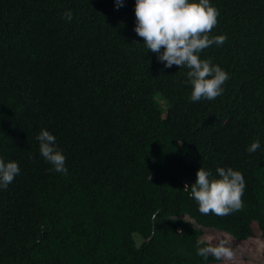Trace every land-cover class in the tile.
<instances>
[{"label":"trees","instance_id":"obj_1","mask_svg":"<svg viewBox=\"0 0 264 264\" xmlns=\"http://www.w3.org/2000/svg\"><path fill=\"white\" fill-rule=\"evenodd\" d=\"M210 3L227 39L200 56L230 79L191 102L188 69L134 32V0H0V156L21 169L0 190V264H219L196 225L264 239V0ZM42 128L67 174L40 155ZM201 167L243 174L240 210L199 212L185 185Z\"/></svg>","mask_w":264,"mask_h":264},{"label":"clouds","instance_id":"obj_2","mask_svg":"<svg viewBox=\"0 0 264 264\" xmlns=\"http://www.w3.org/2000/svg\"><path fill=\"white\" fill-rule=\"evenodd\" d=\"M125 0H115V9L123 7ZM219 11L210 0H134V32L143 38L147 50L155 54L165 69L177 66L187 68L188 83L191 86L190 101L214 100L223 93V85L230 79L229 73L209 59H202L200 53L213 44L222 45L226 35L210 36L218 23ZM73 19L72 11L66 10L63 17ZM39 152L44 160L58 173L67 174L66 156L59 148L55 135L42 128L36 136ZM261 149L260 141L254 140L246 149L254 153ZM16 161H6L0 156V190H6L20 174ZM245 180L239 170L218 167L216 176L211 171L199 168L190 189L192 198L198 204L200 213L209 212L225 216L243 207L242 196ZM153 221L156 215L152 217ZM219 241L215 246L197 248V255L207 258L209 254L217 260L231 259L233 251Z\"/></svg>","mask_w":264,"mask_h":264},{"label":"rangeland","instance_id":"obj_3","mask_svg":"<svg viewBox=\"0 0 264 264\" xmlns=\"http://www.w3.org/2000/svg\"><path fill=\"white\" fill-rule=\"evenodd\" d=\"M159 100L162 106L167 108L165 101L161 98ZM196 226L203 231L201 241L208 242L214 246L221 240L227 241L225 246L231 248L233 256L231 259H223L219 264H264V239L257 225H254V237L247 241L237 240L231 235L216 229Z\"/></svg>","mask_w":264,"mask_h":264}]
</instances>
